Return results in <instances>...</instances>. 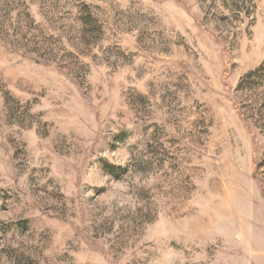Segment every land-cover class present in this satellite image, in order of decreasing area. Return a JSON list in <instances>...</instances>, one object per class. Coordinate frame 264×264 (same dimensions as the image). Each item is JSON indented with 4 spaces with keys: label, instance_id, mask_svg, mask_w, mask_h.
Listing matches in <instances>:
<instances>
[{
    "label": "rangeland",
    "instance_id": "rangeland-1",
    "mask_svg": "<svg viewBox=\"0 0 264 264\" xmlns=\"http://www.w3.org/2000/svg\"><path fill=\"white\" fill-rule=\"evenodd\" d=\"M0 264H264V0H0Z\"/></svg>",
    "mask_w": 264,
    "mask_h": 264
}]
</instances>
